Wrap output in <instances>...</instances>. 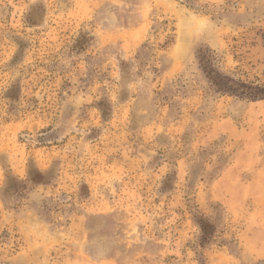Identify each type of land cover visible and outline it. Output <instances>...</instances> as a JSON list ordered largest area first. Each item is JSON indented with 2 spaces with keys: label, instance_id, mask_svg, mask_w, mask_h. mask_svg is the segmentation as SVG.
Masks as SVG:
<instances>
[{
  "label": "rangeland",
  "instance_id": "374dc122",
  "mask_svg": "<svg viewBox=\"0 0 264 264\" xmlns=\"http://www.w3.org/2000/svg\"><path fill=\"white\" fill-rule=\"evenodd\" d=\"M204 50L264 85V0H0V264H264V100Z\"/></svg>",
  "mask_w": 264,
  "mask_h": 264
},
{
  "label": "trees",
  "instance_id": "16d2710c",
  "mask_svg": "<svg viewBox=\"0 0 264 264\" xmlns=\"http://www.w3.org/2000/svg\"><path fill=\"white\" fill-rule=\"evenodd\" d=\"M197 61L204 78L217 95L235 97L249 102L264 100L263 84H253L222 74L217 69L218 59L210 50L199 51ZM205 228L207 227L201 224L204 238L210 235Z\"/></svg>",
  "mask_w": 264,
  "mask_h": 264
},
{
  "label": "crops",
  "instance_id": "0c3cea01",
  "mask_svg": "<svg viewBox=\"0 0 264 264\" xmlns=\"http://www.w3.org/2000/svg\"><path fill=\"white\" fill-rule=\"evenodd\" d=\"M232 173H233L234 175L237 176V173H236V172H233L232 170H229V171H227L226 174L223 176V179H224L227 175H231ZM262 181H264V175L258 176L257 179H255V181H253L252 183H250V185H251V184L254 185V184L259 183V182H262Z\"/></svg>",
  "mask_w": 264,
  "mask_h": 264
}]
</instances>
